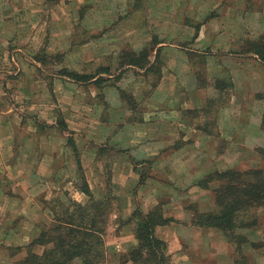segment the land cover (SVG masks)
<instances>
[{
    "label": "rangeland",
    "instance_id": "374dc122",
    "mask_svg": "<svg viewBox=\"0 0 264 264\" xmlns=\"http://www.w3.org/2000/svg\"><path fill=\"white\" fill-rule=\"evenodd\" d=\"M6 19L21 28L0 36V264L47 251L30 243L89 216L75 206L104 203L113 233L143 197L217 212L219 182L202 183L264 171V63L247 53L264 0H0ZM235 221L226 241L243 255L250 233L259 260L264 207ZM107 236L99 264L116 262Z\"/></svg>",
    "mask_w": 264,
    "mask_h": 264
},
{
    "label": "trees",
    "instance_id": "16d2710c",
    "mask_svg": "<svg viewBox=\"0 0 264 264\" xmlns=\"http://www.w3.org/2000/svg\"><path fill=\"white\" fill-rule=\"evenodd\" d=\"M247 53L264 63V35L257 41L247 43ZM264 131V112L262 125ZM249 176L250 178H244ZM214 179H209L203 188L215 181L220 186L213 190L217 212H208L193 216L192 223L199 227L215 228L223 233L231 242L233 230L239 228L235 216L242 208L264 207V171L250 170L240 173L226 170L215 172ZM238 183V184H237ZM243 186V187H242ZM85 194L90 195L88 188ZM105 204L89 202L86 207L75 206L78 214L90 211L88 217L75 218L71 214L66 221L57 222L51 229L48 239L41 234L40 239L30 244L50 245L41 255L31 254L18 264H99L103 259V237L105 235L106 218L102 216ZM103 208V209H102ZM102 212V213H101ZM134 223L136 246L122 255L121 261L131 264H171L164 241L155 237L156 226L167 224L157 208L144 214L140 209L134 210L129 219Z\"/></svg>",
    "mask_w": 264,
    "mask_h": 264
},
{
    "label": "crops",
    "instance_id": "0c3cea01",
    "mask_svg": "<svg viewBox=\"0 0 264 264\" xmlns=\"http://www.w3.org/2000/svg\"><path fill=\"white\" fill-rule=\"evenodd\" d=\"M19 28H21V22L9 19L3 20L0 26V36L10 39ZM224 124L226 125L225 131H223ZM217 126L218 132L224 138L227 134H231L232 137L233 133H239L240 131V126L233 118L227 119L225 123L219 120ZM97 177H99L98 174ZM89 186H91L90 183ZM192 190H194V187ZM200 193L202 194V192ZM187 198V195H185L181 199H173V202L170 204L172 205V211H163L162 214V217L168 220L167 224L156 226L154 229L155 237L166 244L171 264H264V256L259 258V260L255 259L257 253H255V249L253 248L252 242H254V239L250 233L241 231V235L244 237H242V244L245 245V253L240 255L229 245L221 231L193 224L191 220L194 214L188 213V211L180 206L181 200H187ZM190 200V202H200L198 199L193 201L190 198ZM141 201L140 210L144 214L151 211L153 206L158 203L157 198H153L150 201L149 198L143 197ZM173 205L175 206L173 207ZM125 220L122 224L117 225L113 233L105 229V234L106 232L108 234L106 246L116 261L111 264H131L121 261L122 255L133 249L137 244L134 238V223L127 220V218ZM111 234L112 236L110 237ZM238 234L240 235V232H237ZM110 244L114 245L110 246ZM251 258L254 260L252 261Z\"/></svg>",
    "mask_w": 264,
    "mask_h": 264
}]
</instances>
